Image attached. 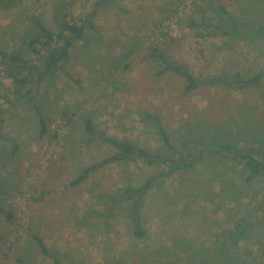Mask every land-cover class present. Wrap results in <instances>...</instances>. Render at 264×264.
Here are the masks:
<instances>
[{"label": "rangeland", "instance_id": "rangeland-1", "mask_svg": "<svg viewBox=\"0 0 264 264\" xmlns=\"http://www.w3.org/2000/svg\"><path fill=\"white\" fill-rule=\"evenodd\" d=\"M72 3L84 38L37 91L0 73V264H264V178L242 167L211 160L153 181L141 238L116 200L164 168L129 160L69 187L114 153L106 139L157 153L161 129L181 150L219 143L264 161V83L226 86L264 71V0H0V53L24 58ZM153 50L198 88L159 75ZM233 221L242 233L221 245Z\"/></svg>", "mask_w": 264, "mask_h": 264}, {"label": "trees", "instance_id": "trees-1", "mask_svg": "<svg viewBox=\"0 0 264 264\" xmlns=\"http://www.w3.org/2000/svg\"><path fill=\"white\" fill-rule=\"evenodd\" d=\"M99 1L103 2L106 0ZM73 6L72 3L70 6L64 7L61 13H56L55 18L59 19L56 32L53 33L40 25L37 27L40 34L28 41V50L24 58L0 53L3 59L1 61L3 66H0V73L4 74L5 79L8 78L12 82V88H19L21 90L24 87L29 89L35 87L37 91L38 88L42 86L45 79L50 77L58 69V65L69 56L70 49L73 47L74 43L84 38L82 22L78 18L71 17L70 15L73 13ZM152 52L154 56L158 57L164 64V67L158 74L162 75L166 72H172L182 78L184 81V94L191 93L201 84V82L196 80L184 68L166 62L165 58L159 54L157 50H153ZM5 60H8V63L12 65L11 72H9V68L5 65ZM4 67H6V69ZM263 83L264 71L251 79L226 83V86L244 90L249 87H258ZM209 84H211V82H209ZM39 122L41 125L40 135H43L45 133V122L42 117H40ZM84 128L89 135L95 134L89 120L85 121ZM160 136L162 149L157 153L149 152L115 139H106L105 142L114 150V153L110 157L102 159L85 168L69 184V187L75 188L80 186L99 169L129 160H139L147 166L164 168L163 173H159L152 177L141 189H138V191L127 189L124 191V195L116 200L118 205L132 204L130 211L131 222L136 229V236L141 238L144 234L140 228V216L138 215L140 200L142 195L150 188L151 183L157 179H166L177 172H192L196 170L197 167L211 160H216L219 163L231 164V166L236 169L235 172H238V168L242 167L248 179H253L258 175L264 178V161L255 159L251 152L244 153L235 147L219 143H209L204 148L196 151L181 150L172 144L170 138L162 129L160 130ZM233 223L235 224L230 230L223 234L216 235V239L221 245H225L228 240L238 238L241 235V222L236 223L233 221ZM34 240L41 254L47 256V249L43 242L37 237H35ZM54 264L59 263L54 260Z\"/></svg>", "mask_w": 264, "mask_h": 264}]
</instances>
